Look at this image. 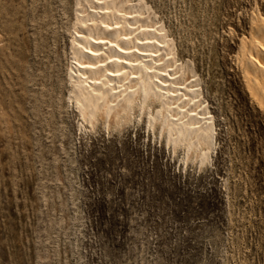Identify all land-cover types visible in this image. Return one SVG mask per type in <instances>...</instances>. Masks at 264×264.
I'll use <instances>...</instances> for the list:
<instances>
[{"label": "rangeland", "instance_id": "obj_1", "mask_svg": "<svg viewBox=\"0 0 264 264\" xmlns=\"http://www.w3.org/2000/svg\"><path fill=\"white\" fill-rule=\"evenodd\" d=\"M143 1L198 75L212 160L138 118L88 127L69 99L78 0H0V264H264V115L234 56L264 0Z\"/></svg>", "mask_w": 264, "mask_h": 264}, {"label": "bare ground", "instance_id": "obj_2", "mask_svg": "<svg viewBox=\"0 0 264 264\" xmlns=\"http://www.w3.org/2000/svg\"><path fill=\"white\" fill-rule=\"evenodd\" d=\"M250 13L234 56L250 101L264 115V6ZM76 16L69 99L81 120L91 128L102 121L120 129L144 120L175 150L184 148L198 166L208 165L214 118L193 66L177 63L153 11L143 0H78Z\"/></svg>", "mask_w": 264, "mask_h": 264}]
</instances>
